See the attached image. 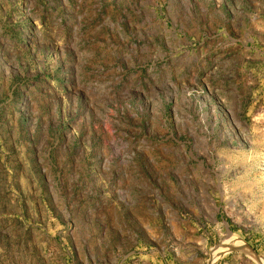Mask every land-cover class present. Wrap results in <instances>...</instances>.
I'll list each match as a JSON object with an SVG mask.
<instances>
[{"label":"rangeland","instance_id":"rangeland-1","mask_svg":"<svg viewBox=\"0 0 264 264\" xmlns=\"http://www.w3.org/2000/svg\"><path fill=\"white\" fill-rule=\"evenodd\" d=\"M0 264H264V0H0Z\"/></svg>","mask_w":264,"mask_h":264},{"label":"bare ground","instance_id":"bare-ground-1","mask_svg":"<svg viewBox=\"0 0 264 264\" xmlns=\"http://www.w3.org/2000/svg\"><path fill=\"white\" fill-rule=\"evenodd\" d=\"M231 244L233 247H236L238 249H245L249 250V248L246 246V244L239 238L230 235ZM222 251H218L217 253L220 254Z\"/></svg>","mask_w":264,"mask_h":264}]
</instances>
